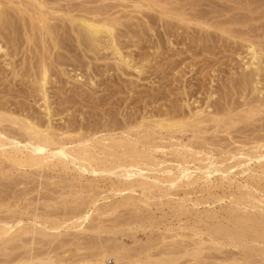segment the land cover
Wrapping results in <instances>:
<instances>
[{
  "label": "rangeland",
  "instance_id": "rangeland-1",
  "mask_svg": "<svg viewBox=\"0 0 264 264\" xmlns=\"http://www.w3.org/2000/svg\"><path fill=\"white\" fill-rule=\"evenodd\" d=\"M19 1L25 4L26 0H0V8L4 15V18L0 20V103L3 102L4 108L0 107V112L11 113L21 118H28L26 116L28 115L27 113L31 117L32 113L33 116L37 115V118L43 115L41 119L44 120V112H42L43 102L39 93L35 90V84H32L31 80L28 79L29 74L32 73L30 69L31 61L34 62L36 60L34 57L39 53L37 51L41 50V46H39L40 43L38 45L35 42L39 38L29 33L30 26L27 25L29 22H26V20L29 21V15L26 12H23L24 14L18 12V9L22 8ZM56 1L51 0L50 2H55L54 6L59 9L62 7L65 9L69 1H74L75 5H78L77 2L81 1L80 4H84L82 7L86 9L89 8L85 4L90 5L89 7L92 6L94 9L100 7V0H95L99 6L94 0L93 2L90 0ZM101 1L102 5L104 3L110 5L111 3L110 6L108 5L109 8L105 4L104 7L108 8L109 11H107H111V14L114 13L112 16L108 13V18L110 17L117 21H115L114 26L117 27L119 21L121 23L124 22V25L119 23V28H113L116 44L121 51L123 61H119L118 58L112 55V50L106 48L102 38L100 47L95 48L93 50L94 53L93 51L87 52L82 49L84 47L78 45L76 40L73 39L74 32L71 31L73 25L67 19L64 20L66 17L64 19L62 17L63 13L65 14L63 9L62 13L53 14V19L50 18L46 22L47 26L51 24V26L49 25L51 29L48 28V30L52 31L51 36L57 39L56 41L59 44L55 48H50L47 53L48 58L51 60L47 59V61L52 62L55 60L54 56L56 57L55 61L49 62L52 68L50 67L51 70L49 71L51 74L48 72L49 83L46 85L47 94L49 95H47V102L52 109L49 119L54 125L51 124L53 128H56L59 133H64L65 136L73 135L72 137L74 138L77 133L80 135L84 133L83 135L88 134L89 138L96 136L97 139L100 137L96 141L101 140V142H106V144L111 143L108 140L109 138L115 139V137H120L116 140L121 141L120 143H125L126 140L123 139L122 131L124 129L127 130L131 125L134 126L142 122V116L146 117L143 124L148 120L153 122L166 117L164 115L159 116L156 113L157 109L166 112L168 115L173 113L175 108L174 113L178 111V108L181 113L184 110L185 113L197 110L205 113V117H209L212 115L211 111L214 108L220 107V111L223 109L221 111L222 117L221 113H217V109L214 110L215 112L212 111V113H216V116L219 115L216 121L217 126L212 129V126H214L212 121H209L208 124L206 123L210 126L205 124L208 127L204 133V137L205 135L207 137H205L207 139L205 140L206 143L217 135L216 141L214 138L212 139L213 141L211 140L213 143L210 141L212 145L208 144L209 142L205 144V147L208 145L212 148L213 146L214 149L208 147L213 152L207 153L206 148H202L203 156L201 159L203 160L182 159L176 155L174 150L173 152L171 151V148H173L171 145L169 147L170 142H177V137L160 140L158 134H152L156 137L151 136L150 138L153 144L156 142L155 145H160L156 148L157 151L153 150L155 153H152H158L160 157L157 154L154 156L159 157L157 159L162 162V167L168 165V167L178 172L187 163L186 167L189 166L188 168L190 169L195 163L198 166L194 165L193 167V169L198 168L197 172L194 171L184 177V179L174 184V187L169 184L168 174L162 172L160 174L159 172H148L149 175L146 174L148 175L147 180H143L141 177L126 178L124 177L126 174L124 171H121V173L119 171L115 175L109 174L104 171L105 168L112 167V164L115 166L116 163H121L117 160L113 162L109 158L106 162L102 161V158V163L101 161H96L97 164L93 166L97 170L94 167H90L94 171L87 168L89 172L86 171V173L82 169L74 168L71 164L64 165L53 157L38 165H29L32 162L29 161L30 163H28V160L15 165L6 159V155H0V226L3 227L4 224H8L5 228L7 232L3 231L2 234L0 233V264H100L101 261V264H162L163 262L160 261H164V258L161 257H163L166 249H169L168 252L172 250L169 254H167V250L165 253L166 255L172 254L173 264H215V261L220 264L222 261H219L220 259L225 261H222L223 263L221 264H231L235 260L234 257L239 262L234 261L233 264H253L254 261V264H257V262L264 264L263 253L258 255L260 252L258 251L259 253L256 254L255 252L257 251H255L253 254V250H249L248 254L252 253L253 255H250L252 258L248 256L246 244L249 243L247 242L249 240L247 236L249 235L245 237L248 240L244 241L246 244L242 247H246L242 252V247L238 248L234 244H232L233 246L226 244V246L220 242L219 236L213 233V229L215 230L217 225L233 226L232 223L236 220L234 219V217L237 218L236 216H244L245 218L247 216L248 218V216L254 217L251 214L255 215L256 213L255 217L258 218L259 216L260 219H264L262 217L264 214L260 211L264 204V157L259 159L260 161L257 159L256 161L252 160L253 162L248 161L245 157L240 158L245 153L244 150L249 153L253 150L251 147H255V145L257 147L261 145L263 148L255 147L260 150H255L256 152L254 153L260 151L259 153L263 154L261 151H264V137L262 138L264 136V104H262L263 106L260 104L258 107H254V105L257 106L256 104H258L257 100L264 98V61H262L264 60V46H262L264 45V0H202V2L201 0ZM31 3L34 2L31 1ZM214 4L215 6H213ZM94 5L97 7L95 6V8ZM10 7L14 8L15 11ZM112 7L114 8L112 9ZM70 9L74 12L70 13V15L74 14L76 16L79 12V9L76 10L74 8L78 11L77 14L73 8ZM79 13L83 14L84 12L80 11ZM30 14L32 15V13ZM196 14L198 15L195 16ZM120 15L122 16L120 17ZM23 16H25V20ZM78 16L80 15L78 14ZM61 18L64 22H62ZM207 18L209 19L207 20ZM217 19L221 20L218 21ZM243 19L248 20L245 21ZM231 20L234 22H231ZM148 21L150 22L148 23ZM220 21L223 23L218 24ZM214 22L217 25H214ZM199 23L205 24V26L199 27L197 25ZM55 26H57L56 29ZM115 30H117V33ZM128 30H132V32ZM238 31L244 32L239 34L240 32ZM65 32H68L67 36ZM258 33L260 36H258ZM32 37H36V39L33 40ZM46 39L50 42V38ZM249 42L255 47L254 51H257V55L255 54L257 60L255 59L254 61L255 63L258 61L257 65L261 67V72L253 77L254 80L251 78L244 82L243 74L245 73L244 75L247 76L250 72L248 75L250 76L251 72L254 73L252 69L255 68V64L250 65L251 53L246 47ZM51 52L54 54H50ZM60 52L61 55H59ZM61 61L62 64L59 63ZM28 66L31 72L28 70ZM12 68L14 73L16 72L15 74ZM247 82L248 84H246ZM152 94L158 97L152 98ZM163 94L166 95L164 96ZM258 95L261 97L259 98ZM63 96H66L64 97L66 98L65 100H63ZM250 97H253V100ZM247 98H250L251 102L247 101ZM246 101L248 104L245 103ZM60 102L62 105L59 104ZM5 103L7 106H5ZM210 103L213 104L210 105ZM232 103L233 107H231ZM253 103L255 104L251 105ZM6 107H8V111ZM190 107H192L191 110L189 109ZM232 108L234 109L232 110ZM11 109L13 112L10 111ZM207 109H211L209 110L210 112ZM179 111L176 114H179ZM246 116L249 118H246ZM93 123L96 124L94 125ZM220 125L222 126L220 127ZM101 126L107 131H103ZM74 128L76 129L74 130ZM94 128L95 130L98 128V130L95 132ZM141 129L140 127L137 130L140 132ZM133 131L131 130V133L135 134L136 130ZM209 131L211 132L209 133ZM93 134L97 135L94 136ZM140 135H142V132ZM253 135L255 137L256 135L257 137L259 136L258 139L261 136L262 139L258 141ZM184 136H179V146L177 148L181 149L184 147V142L187 143L189 139H192L190 135L185 136L187 139ZM238 137H242L241 141L244 139L243 137L245 139L242 142L236 141L234 143V140H240ZM246 138H248L249 142H245L244 145ZM133 139L145 141L147 138H138L137 136L134 138L133 136ZM225 139H227V142ZM192 140L194 141V139ZM166 141L168 142L166 143ZM233 143L239 147L242 154L238 153L240 151ZM72 144L68 143L67 146L71 147ZM166 144L168 145L164 146ZM99 145L96 144L97 147ZM163 147L169 149L165 150ZM215 148L220 151L215 152ZM221 150L223 151L221 152ZM160 152L162 155H166H163V157L159 154ZM230 152L233 155L230 156ZM225 155L227 156L224 157ZM232 156H234V160L237 159L238 161L232 160ZM175 157L177 159L174 160ZM208 157H211L210 161ZM227 159H230V161H227ZM111 162L113 163L111 164ZM220 162H222V166ZM214 163L216 164L215 166L219 164V167H215ZM223 163L226 164L224 165ZM209 164L213 165V169L215 167L216 169L220 168V170L213 171L212 169V174L205 176L201 171ZM245 164H247L245 166L246 169H244ZM177 165L179 168H177ZM238 165L239 167L235 169L234 167ZM9 167L13 169L10 170ZM12 178L17 183L16 185H14V180H11ZM154 178L158 182H152ZM25 180L26 182H24ZM7 183L9 187H7ZM10 184L13 185L11 186ZM247 192H254V196L261 198L252 202L255 205L254 207L251 206L253 204L250 202L251 200L253 201L252 196L248 195L249 193ZM261 200L263 201L261 202ZM259 204L261 207H259ZM257 206L258 208H255ZM228 211L230 216L232 215L230 218ZM214 238H218V240ZM221 244L223 246L219 247ZM263 247L261 245L259 248L264 250ZM196 249H199V251L197 250L198 253ZM241 253H246L248 258L241 256ZM226 256L230 258L229 261L231 263L226 260L228 258ZM241 257H246V259ZM100 258H102L101 261Z\"/></svg>",
  "mask_w": 264,
  "mask_h": 264
},
{
  "label": "bare ground",
  "instance_id": "bare-ground-1",
  "mask_svg": "<svg viewBox=\"0 0 264 264\" xmlns=\"http://www.w3.org/2000/svg\"><path fill=\"white\" fill-rule=\"evenodd\" d=\"M22 1H25V0H22ZM30 1V2H29ZM31 1H33L34 3H31ZM51 1V0H50ZM50 1H48V0H26L25 1V4H24V2H21V1H19V4H21L22 5V8L21 9H18V12L21 14V13H27V15H29L28 16V18H29V21L28 20H26V22H29V23H27V25L28 26H30L29 28H30V35H34V36H36L37 38H39V39H36V37H32V39L34 40V39H36V44L38 43V45H39V43H40V45L39 46H41V50L40 51H37V52H39L38 54H37V52H36V54L37 55H35V57H34V59H36L34 62L33 61H31V64L32 65H30V69H31V71H32V73L31 74H29V78L28 79H30L31 80V82H32V84H35V90L39 93V95H40V97H41V100H42V102H43V111L42 112H44V120L43 119H41V117L43 116L42 114H40V115H42L40 118H37V115H35V116H33V114L31 113V117L30 116H28L29 115V113H27L28 115H26L28 118H21V117H18V116H14V114H11V113H4V112H0V155H6V159L8 160V161H11L13 164H21L22 163V161H24V160H28V163H30V162H32V163H30L29 165H33V164H42V163H44L46 160H48V159H50V158H56L57 159V161L59 160V162L61 161L64 165L65 164H71V165H73L74 166V168L76 167V169L78 168V169H82L83 171H88L89 172V169H90V167L92 168V167H94L93 165L94 164H97V162L96 161H101L102 160V158H103V160L102 161H104V162H106V160L109 158V159H112L113 160V162H114V160H117V161H120L121 163H119V164H115V166L112 164L113 162H111V164H112V167H110V168H105V170L104 171H106L107 173H112V174H116V173H118L119 171H120V173H121V171H124L126 174H125V176L124 177H126V178H128V177H131V178H133V177H141L143 180H147V178H148V172L150 173V172H156V173H158L159 172V174H160V172H162V173H166V174H168V176H169V181H170V185L171 186H173L174 184H176L177 182H179V181H181V179H184V177H187L188 175H190L192 172H194V171H198V168H194L193 169V167H194V165L196 164H194L193 166H192V169H190V168H188V167H186V165L188 164H185V166H182L183 167V169H181V171H178V172H176L175 170H173L171 167H168V165L167 166H165V167H162L163 165H161L162 164V162L161 161H159L158 159H157V157L159 156L158 155V153H156L158 156L156 157V156H154V155H156V154H153V153H155V152H153V150L155 151L156 150V148H158V146H160V145H155V143L156 142H154V144H153V142H152V140L150 139L151 138V136H154V135H152V134H158V136H159V139L160 140H166V139H173V138H176L177 137V139L179 140L180 139V137L179 136H182V135H190L191 136V138L192 139H194V141L192 140V139H189V141L186 143V142H184V147H182L181 149L180 148H177L178 146H179V144H178V140H177V142H175V143H173L174 141H172V142H170V144H169V147H170V145L174 148H171L172 150V152H173V150L176 152V155L178 156V157H181L182 159H185V158H190V159H195V161L198 159H201V157L203 156L202 154H203V151H202V148H206V151H207V153H212L213 152V150H211L212 148H213V146H212V148L211 147H209L208 145H207V147H205L206 145L205 144H207L208 142V144H210V145H212V139L214 138V140H215V138H216V136H214L210 141L212 142V143H210V141H207V143H206V141L205 140H207L206 138V135H205V137H204V133L207 131V129H208V127L207 126H210V125H207L208 124V122L209 121H212L213 123H214V126H212V124H211V126H212V129H213V127L215 128L217 125H216V121H217V117L219 116H216V113H214L215 111V109H217V113H221V117H222V112L221 111H223V109H221V111L219 110V108L220 107H218V108H214L212 111H214L213 113H212V111H211V114L212 115H210L209 117H205V113H203V112H200V111H188V112H184L183 111V113H181L180 111H179V108H178V111L180 112L179 114H176V113H174L175 112V109H174V114L173 113H171V114H167L166 112H163V111H161L160 109H157L156 111V113H158L159 114V116H161V115H164V116H166L165 118H161V119H157V120H154L153 122L152 121H146V123L144 122V124H143V121L146 119V117L145 116H142L141 118H142V122H140V123H138L137 125H134V126H129V128L127 129V130H123L122 131V135H123V139H125L126 140V142L125 143H120L121 141H118V140H116V139H119V138H116L115 137V139H113V138H109L108 140H110V142L111 143H109V144H106V142L105 143H103V142H101V140L100 141H96L97 139H99V138H97L96 139V136L95 135H97V134H93L95 137L94 138H89V136H87L86 134V136L85 135H83L84 133H82V135H80V134H78L77 133V135H76V137L74 138V137H72V136H65V134L64 133H59L58 131H57V129L56 128H53V124L50 122V120L51 119H49L50 117V114H51V112H52V109H51V107H50V105L48 104V102H47V87H46V85L49 83V75H48V72L51 70V64L50 63H52L53 61H55L56 60V57L54 56V58H55V60H53L52 62H50L51 60L48 58V56H47V53L49 52V50H50V48H55V47H57V46H59V44H58V42L56 41L57 39H55L54 37H52L51 36V33H52V31H50V30H48V28H50L49 27V25L51 26V24H48V26L46 25V22H47V20L48 19H50V18H52L53 17V14H55V13H59V12H61L62 11V9H63V7L61 8V9H59V8H57V6L55 7L54 6V4H55V2L53 3V2H50ZM55 1V0H54ZM57 1H59V0H57ZM56 1V2H57ZM72 1V0H71ZM89 1V0H88ZM90 1H92L93 2V0H90ZM97 1H99V0H97ZM108 1V0H107ZM139 1V0H138ZM155 1H157V0H155ZM161 1H163V0H161ZM165 1V0H164ZM186 1V0H185ZM188 1V0H187ZM14 2H16V1H14ZM81 2V1H80ZM80 2L78 3L77 2V4L78 5H75V3H74V1H72V2H68V5L65 7V9H63L64 11H65V14L63 13V19H64V17H66L64 20H68V22L69 23H71L72 25H73V27H71L72 28V30L71 31H73L74 32V37H73V39H75L76 40V42L78 43V45H80V46H82V47H84V48H82V49H85V51H87V52H91V51H93L95 48H97L98 46L100 47V43L102 42V40L104 39V41H103V43H104V45L106 46V48L108 49V48H110L111 50H112V55L115 57V58H118V60L119 61H123V58L121 57V51H120V49H119V47L117 46V44H116V39H115V36H114V32H113V28H119L120 26H119V23H121L120 21L118 22V25H117V27L116 26H114L115 25V23L117 22L116 20H113L112 18H108V13H110V15L112 16V14H114V13H112L111 14V11L110 12H108L109 11V6L111 5V3H110V5L109 4H105L104 3V1H103V3L105 4V6L107 7L108 5V8L106 9V7H104V4L102 5L101 4V0H100V7H102V8H98L97 6H99V4L98 3H96L95 2V0H94V2L96 3V4H98L97 6L96 5H94V7L96 8V9H94L92 6V8L91 7H89L87 4H85V6H87L89 9H86L85 7H82V6H84V4H80ZM84 2V1H83ZM171 2V1H170ZM173 2V1H172ZM197 2V1H196ZM196 2H194V3H196ZM201 2H202V0H201ZM200 2V3H201ZM214 2V1H213ZM58 3H60V2H58ZM57 3V4H58ZM66 3V2H65ZM71 3H73L74 4V6H73V4H71ZM87 3V2H86ZM138 3V2H137ZM159 3H160V1H159ZM69 4H70V6H69ZM89 4H90V2H89ZM154 4V3H153ZM161 4V3H160ZM185 4V3H184ZM209 4H211V3H209ZM58 5H60V4H58ZM102 5V6H101ZM140 5V4H139ZM62 6H63V4H62ZM73 6V7H72ZM81 6V7H80ZM149 6H150V4H149ZM148 6V7H149ZM159 7H161L160 5H158ZM173 6V5H172ZM181 6H183V5H181ZM185 6V5H184ZM198 6V5H197ZM213 6H215V4L213 5ZM216 6H219V5H216ZM60 7V6H59ZM78 7V8H77ZM80 7V8H79ZM170 7V6H169ZM177 7V6H176ZM180 7V6H179ZM210 7V6H209ZM10 8H12V7H10ZM66 8H68L67 10H66ZM70 8H77V9H79V12L81 11V12H84L83 14L82 13H79L78 11H76L75 9V11H76V14H77V12H78V14L80 15V16H78V14L75 16L74 14H71L70 15V13H72L73 12V10H71ZM82 8V9H81ZM84 8V9H83ZM114 7H112V9H113ZM162 8V7H161ZM164 8V7H163ZM168 8V7H167ZM167 8H165V9H167ZM182 8V7H181ZM248 8V7H247ZM246 8V9H247ZM13 9V11H15L14 10V8H12ZM81 9V10H80ZM110 9H111V7H110ZM153 9V8H152ZM169 9V8H168ZM188 9V8H187ZM186 9V10H187ZM197 9V8H196ZM210 9V8H209ZM249 9V11H251L250 10V8H248ZM108 10V11H107ZM184 10H185V8H184ZM198 10H200V9H198ZM49 11V12H48ZM193 11V10H192ZM196 11V10H195ZM215 11H217V10H215ZM116 12V11H115ZM194 12V11H193ZM218 12V11H217ZM221 12V11H220ZM219 12V13H220ZM16 13V12H15ZM23 13V14H24ZM30 13H32V15L30 14ZM62 13V12H61ZM74 13V12H73ZM170 13V12H169ZM189 13V12H188ZM197 13V12H196ZM200 13V12H199ZM206 13V12H205ZM204 13V14H205ZM210 13V12H209ZM17 14V13H16ZM19 14V15H20ZM67 14H69V15H67ZM201 14V13H200ZM222 14V13H221ZM88 15H90V16H88ZM132 15V14H131ZM144 15V14H143ZM162 15H164V14H162ZM185 15H186V13H185ZM198 14H196L195 16H197ZM203 15V14H202ZM207 15V14H206ZM223 15V14H222ZM26 16V15H25ZM25 16H23V18H24V20H25ZM60 16H61V14H60ZM114 16V15H113ZM122 15H120V17H121ZM126 16V15H125ZM151 16V15H150ZM177 16V15H176ZM175 16V17H176ZM191 16V15H190ZM201 16V15H200ZM204 16V15H203ZM213 16V15H212ZM55 17H56V15H55ZM54 17V19L55 20H59V18H55ZM115 17V16H114ZM155 17V16H154ZM257 17V16H256ZM2 18H4V15H3V11L1 10V8H0V20L2 19ZM116 18V17H115ZM163 18V17H162ZM201 18V17H200ZM253 18H255V17H253ZM258 18H259V16H258ZM27 19V18H26ZM53 19V18H52ZM117 19H118V17H117ZM148 19V18H147ZM209 18H207V20H208ZM223 19V18H222ZM229 19V18H228ZM238 19V18H237ZM236 19V20H237ZM241 19V18H240ZM17 20V19H16ZM61 20H62V18H61ZM60 20V21H61ZM126 20H129V19H126ZM125 20V21H126ZM151 20V19H150ZM206 20V19H205ZM218 20V19H217ZM219 20H221V19H219ZM218 20V21H219ZM235 20V19H234ZM243 20H245V19H243ZM248 20V19H247ZM247 20H245V21H247ZM251 20V19H250ZM116 21V22H115ZM142 21V20H141ZM172 21V20H171ZM192 21V20H191ZM230 21V20H229ZM239 21V20H238ZM62 22H64L63 20H62ZM150 21H148V23H149ZM168 22V21H167ZM175 22V21H174ZM222 21H220V22H218V24H220ZM231 22H234V21H232L231 20ZM241 22H242V20H241ZM50 23V22H49ZM139 23V22H138ZM204 23V22H203ZM223 23V22H222ZM221 23V24H222ZM237 23V22H236ZM239 23V22H238ZM64 24V23H63ZM121 24H123L124 25V22L123 23H121ZM131 24V23H130ZM129 24V25H130ZM135 24H137V23H135ZM144 24V23H143ZM163 24V23H162ZM174 24V23H173ZM180 24V23H179ZM192 24V23H191ZM216 23L214 22V25H215ZM60 25H61V23H60ZM67 25V24H66ZM149 25V24H148ZM183 25V24H182ZM199 27H202V26H205V24H201V23H199V24H197ZM217 25V24H216ZM263 25V24H262ZM122 26V25H121ZM139 26H141L140 24H139ZM142 26H144V25H142ZM164 26V25H163ZM162 26V27H163ZM212 26V25H211ZM220 26V25H219ZM222 26V25H221ZM27 27V26H26ZM53 27V26H52ZM56 27L57 26H55V29H56ZM126 28H127V26H125ZM145 27H146V25H145ZM144 27V28H145ZM150 27V26H149ZM168 27V26H167ZM166 27V28H167ZM178 27V26H177ZM187 27V26H186ZM192 27V26H191ZM225 27V26H224ZM66 28H68V27H66ZM65 28V29H66ZM124 28V27H123ZM141 28V27H140ZM179 28H181V27H179ZM193 28V27H192ZM227 28V27H226ZM260 28V27H259ZM264 28V27H263ZM25 29V28H24ZM28 29V28H27ZM26 29V30H27ZM51 29V28H50ZM183 29V28H182ZM216 29V28H215ZM219 29V28H218ZM232 29V28H231ZM231 29H230V31H231ZM52 30H54V29H52ZM70 30V29H69ZM119 30V29H118ZM121 30V29H120ZM123 30V29H122ZM217 30V29H216ZM229 30V29H228ZM235 30V29H234ZM233 30V31H234ZM238 30H239V28H238ZM248 30V29H247ZM250 30V29H249ZM28 31V30H27ZM67 31V30H66ZM129 32H132V30L130 31V30H128ZM136 31V30H135ZM186 31V30H185ZM212 31V30H211ZM236 31V30H235ZM255 31V30H254ZM261 31V30H260ZM24 32H26V31H24ZM54 32H56V31H54ZM72 32V33H73ZM115 32L117 33V30H115ZM119 32H121V31H119ZM118 32V33H119ZM164 32V31H163ZM216 32V31H215ZM224 32V31H223ZM238 32H240V31H238ZM244 32V31H243ZM243 32L241 33H239V34H243ZM247 32H249V31H247ZM28 32H27V34H29ZM61 33V32H60ZM66 33V36H67V33L68 32H65ZM64 33V34H65ZM167 33V32H166ZM196 33V32H195ZM201 33H202V31H201ZM209 33V32H208ZM212 33H213V31H212ZM211 33V34H212ZM54 34V33H53ZM122 34V33H121ZM132 34H134V33H132ZM169 34V33H168ZM205 34V33H204ZM210 34V35H211ZM218 34V33H217ZM259 34V33H258ZM26 35V34H25ZM29 35V36H30ZM117 35H119V34H117ZM123 35V34H122ZM255 35V34H254ZM45 36H48V37H45ZM54 36H55V34H54ZM60 36V35H59ZM73 36V35H72ZM121 36V35H120ZM124 36V35H123ZM213 36V35H212ZM252 36V35H251ZM256 36V35H255ZM258 36H260V34L258 35ZM57 37V36H56ZM71 37V36H70ZM206 37V36H205ZM224 37V36H223ZM222 37V38H223ZM29 38V37H28ZM46 38H50V42H49V40L48 39H46ZM101 38H102V40H101ZM117 38V37H116ZM126 38V37H125ZM194 38V37H193ZM209 38V37H208ZM226 38V37H225ZM199 39V38H198ZM39 40V42H37ZM62 40V39H61ZM67 40V39H66ZM72 40V39H71ZM222 40V39H221ZM196 41V40H195ZM61 42V41H60ZM213 42V41H212ZM33 43V42H32ZM50 43V45H48ZM67 43H68V41H67ZM102 43V44H103ZM245 44H247V43H245ZM62 45V44H61ZM196 45V44H195ZM260 45V44H259ZM258 45V46H259ZM64 46V45H63ZM62 46V47H63ZM119 46H120V44H119ZM262 46H264V45H262ZM26 47V46H25ZM30 47V46H29ZM61 47V46H60ZM65 47H67V46H65ZM246 47H248V50H249V52L251 53V62H250V65H253V64H255V68L254 69H252L253 71H254V73L253 72H251V75L250 76H248L249 75V73L247 72V70H246V72L248 73V75L246 76V75H244L243 74V81L245 82L247 79H253L254 80V76H257L258 74H259V72H261V67L260 66H258L257 65V63H258V61H257V63H255V59L257 60V56L255 57V54L257 53V51L255 52L254 51V49H255V47L253 46V44L251 43V42H249V45L247 46L246 45ZM199 48V47H198ZM26 49V48H25ZM69 49V48H68ZM73 49V48H72ZM29 50V49H28ZM33 50V49H32ZM75 50V49H74ZM185 50V49H184ZM262 50H263V48H262ZM25 51V50H24ZM31 51V50H30ZM52 51V50H51ZM76 51H77V49H76ZM57 52H59V51H57ZM68 52V51H67ZM71 52V51H70ZM75 52V51H74ZM64 53V52H63ZM79 53V52H78ZM84 53V52H83ZM93 53H94V51H93ZM96 53V52H95ZM186 53V52H185ZM27 54V53H26ZM31 54V53H30ZM50 54H52V52L50 53ZM54 54V53H53ZM52 54V55H53ZM74 54V53H73ZM88 54V53H87ZM97 54V53H96ZM59 55H61V52H60V54ZM70 55H71V53H70ZM86 55V54H85ZM257 55V54H256ZM25 56V55H24ZM72 56V55H71ZM79 56V55H78ZM27 57H29V56H27ZM91 57V56H90ZM98 57V56H97ZM60 58V57H59ZM81 58V57H80ZM94 58V57H93ZM99 58V57H98ZM113 58V57H112ZM126 58V57H125ZM261 58H263V57H261ZM26 59V58H25ZM47 59H49L50 61H47ZM65 59V58H64ZM64 59H63V61H64ZM58 60V59H57ZM78 60V59H77ZM81 60H82V58H81ZM262 60V59H261ZM59 61V60H58ZM67 61H68V57H67ZM72 61V60H71ZM90 61V60H89ZM127 61V60H126ZM262 61H264V60H262ZM26 62V61H25ZM50 62V63H49ZM183 62V61H182ZM15 63V62H14ZM27 63V62H26ZM59 63H61L62 64V61L61 62H59ZM87 63V62H86ZM95 63V62H94ZM29 64V63H28ZM27 64V65H28ZM54 64V63H53ZM89 64V63H88ZM118 64V63H117ZM173 64V63H172ZM175 64V63H174ZM261 64V63H260ZM20 65H22V64H20ZM19 65V66H20ZM25 65V64H24ZM65 65V64H64ZM82 65V64H81ZM93 65V64H92ZM92 65H91V67H92ZM96 65V64H95ZM94 65V66H95ZM57 66V65H56ZM66 66V65H65ZM71 66V65H70ZM97 66V65H96ZM96 66H95V68H96ZM171 66V65H170ZM173 66V65H172ZM25 67V66H24ZM51 67V68H50ZM84 67V66H83ZM90 67V68H91ZM26 68H27V66H26ZM174 68V67H173ZM263 68V67H262ZM25 69V68H24ZM81 69V68H80ZM97 69V68H96ZM135 69H138V68H135ZM23 70V69H22ZM28 70H29V66H28ZM12 71H13V73H14V69L12 68ZM30 71V70H29ZM30 71V72H31ZM93 71V70H92ZM96 71V70H95ZM214 71V70H213ZM52 72V71H51ZM16 73V72H15ZM14 73V74H15ZM25 73H26V71H25ZM53 73H54V71H53ZM68 73V72H67ZM80 73V72H79ZM246 73V74H247ZM49 74H51L50 72H49ZM55 74H57V73H55ZM239 74V73H238ZM24 75V74H23ZM67 75V74H66ZM77 75H78V73H77ZM55 76V75H54ZM260 76V75H259ZM27 77H28V75H27ZM31 77V78H30ZM53 77V76H52ZM69 77V76H68ZM75 77V76H74ZM86 79V78H85ZM92 79V78H91ZM90 79V80H91ZM234 79V78H233ZM234 81V80H233ZM240 81V80H239ZM242 81V80H241ZM248 81H250V80H248ZM30 82V83H31ZM91 82V81H90ZM84 83V82H83ZM82 83V84H83ZM241 83V82H240ZM231 84H233V82H231ZM236 84V83H235ZM246 84H248V82L246 83ZM87 85V84H86ZM202 85V84H201ZM213 85V84H212ZM233 86V85H232ZM237 87V86H236ZM87 88H88V86H87ZM215 88V87H214ZM233 88H234V86H233ZM248 88V87H247ZM246 88V90H248ZM232 89V88H231ZM251 89V88H250ZM255 89V88H254ZM94 91V90H93ZM238 92V91H237ZM6 93V92H5ZM59 93V92H58ZM78 93V92H77ZM81 93V92H80ZM79 93V94H80ZM157 93V92H156ZM159 93V92H158ZM161 93H163V92H161ZM211 93V92H210ZM264 94V93H263ZM6 95V94H5ZM14 95H16V94H14ZM72 95V94H71ZM87 95V94H86ZM158 95V94H157ZM164 95V94H163ZM162 95V96H163ZM166 95V94H165ZM164 95V96H165ZM238 95V94H237ZM244 95H247V94H244ZM11 96H13V95H11ZM23 96V95H22ZM26 96V95H25ZM49 96V95H48ZM70 96V95H69ZM77 96V95H76ZM80 96V95H79ZM153 96V94L151 95V97ZM213 96V95H212ZM259 96V95H258ZM64 97H66V96H63V98ZM99 97V96H98ZM155 96H153L152 98H154ZM156 97H158V96H156ZM155 97V98H156ZM161 97V96H160ZM245 97V96H244ZM255 97V96H254ZM261 96H259V98H260ZM69 98V97H68ZM67 98V100H69ZM75 98V97H74ZM252 100H253V97H250ZM250 98L247 100V101H250L251 102V100H250ZM9 99V98H8ZM66 98H64L63 100H65ZM76 99V98H75ZM214 99H216V98H214ZM255 99V98H254ZM2 100V99H1ZM59 100V99H58ZM72 100V99H71ZM79 100V99H78ZM152 100V99H151ZM213 100V99H212ZM211 100V101H212ZM216 100H218V99H216ZM215 100V101H216ZM219 100H220V98H219ZM257 100V99H256ZM62 101V100H61ZM74 101V100H73ZM116 101V100H115ZM158 101V100H157ZM156 101V102H157ZM245 102V103H247L248 104V102ZM33 102V101H32ZM69 102H70V100H69ZM76 102V101H75ZM152 102H153V100H152ZM242 102V101H241ZM249 102V103H250ZM253 102V101H252ZM3 103V102H2ZM2 103H0V107L1 108H4V104H2ZM51 103V102H50ZM81 103V102H80ZM80 103H79V105H80ZM87 103V102H86ZM172 103V102H171ZM237 103V102H236ZM256 103V102H255ZM255 103H253V104H251V105H254ZM257 103L258 104H256L257 106H255L254 105V107H258L260 104L262 105V104H264V98L263 99H260V100H257ZM23 104V103H22ZM60 105H62L61 104V102L59 103ZM74 104V103H73ZM82 104H83V101H82ZM93 104V103H92ZM160 104V103H159ZM188 104V103H187ZM213 104V103H212ZM211 103H210V105H212ZM222 104V103H221ZM171 105V104H170ZM192 105V104H191ZM190 105V106H191ZM209 105V106H210ZM241 105V104H240ZM5 106H7L6 105V103H5ZM18 106V105H17ZM92 106V105H91ZM160 106V105H159ZM184 106V105H183ZM188 106V105H187ZM217 106H218V104H217ZM234 105H233V103H232V106L231 107H233ZM238 106V105H237ZM263 106V105H262ZM11 107V106H10ZM171 107V106H170ZM211 107V106H210ZM209 107V108H210ZM214 107H215V105H214ZM227 107H228V105H227ZM7 108L8 107H6V110H7ZM17 108V107H16ZM28 108V107H27ZM161 108V107H160ZM184 108V107H183ZM213 108V107H212ZM223 108V107H222ZM155 109V108H154ZM162 109H164V108H162ZM190 110L192 109V107H190L189 108ZM194 109V108H193ZM234 108H232V110H233ZM244 109V108H243ZM255 109V108H254ZM4 110V109H3ZM20 110H21V108H20ZM102 110H104V109H102ZM198 110H200V109H198ZM209 110H211V109H209ZM208 109H207V111H209ZM227 110V109H226ZM8 111V110H7ZM10 111H12V109L10 110ZM33 111V110H32ZM218 111H220V112H218ZM225 111V110H224ZM230 111H231V108H230ZM259 111V110H258ZM13 112V111H12ZM61 112V111H60ZM64 112H66V111H64ZM155 112V111H154ZM204 112H205V110H204ZM210 112V111H209ZM209 112H207V113H209ZM244 112V111H243ZM38 113V112H37ZM170 113V112H169ZM224 113V112H223ZM231 113H232V111H231ZM26 114V113H25ZM100 114V113H99ZM22 115V114H21ZM243 115V114H242ZM254 115V114H253ZM155 116V115H154ZM245 116V115H244ZM67 117V116H66ZM230 117V116H229ZM248 116H246V118H247ZM95 118V117H94ZM160 118V117H159ZM175 118H177V119H175ZM245 118V117H244ZM249 118V117H248ZM255 118H259V117H255ZM232 119V118H231ZM234 119V118H233ZM237 119V118H236ZM239 119V118H238ZM72 120V119H71ZM132 120H133V118H132ZM152 120V119H151ZM221 120H222V118H221ZM87 121V120H86ZM231 121V120H230ZM211 122V123H212ZM229 122V121H228ZM228 122H226V123H228ZM232 122V121H231ZM83 123V122H82ZM128 123V122H127ZM142 123V124H141ZM207 123V124H206ZM53 126H52V125ZM94 124V123H93ZM96 124V123H95ZM94 124V125H95ZM102 124V123H101ZM207 126H206V125ZM225 124V123H224ZM249 124V123H248ZM70 125V124H69ZM78 125V124H77ZM89 125V124H88ZM234 125V124H233ZM258 125V124H257ZM76 126V125H75ZM82 126H83V124H82ZM93 126V125H92ZM97 126V125H96ZM104 126H106V125H104ZM117 126H119V125H117ZM121 126V125H120ZM127 126V125H126ZM222 125H220V127H221ZM232 126V125H231ZM264 126V125H263ZM57 127V126H56ZM86 127V126H85ZM116 127V126H115ZM142 128L141 130H140V132L137 130L138 128ZM250 127H251V125H250ZM253 127H254V125H253ZM58 128V127H57ZM62 128H63V126H62ZM84 128V127H83ZM101 128H102V130L104 131L105 129H103L104 127H102L101 126ZM101 128H99V129H101ZM120 128H122V127H120ZM255 128V127H254ZM76 128H74V130H75ZM88 129V128H87ZM107 129V128H106ZM116 129V128H115ZM210 129V128H209ZM219 129V128H218ZM218 129H217V131H218ZM251 129V128H250ZM73 130V131H74ZM89 130H91L90 128H89ZM94 130H95V128H94ZM98 130V128L95 130V132ZM131 130H136V133L135 134H132L131 133ZM211 130V129H210ZM225 130V129H224ZM224 130H222V131H224ZM227 130V129H226ZM67 131H68V129H67ZM92 131V130H91ZM90 131V132H91ZM105 131H107V130H105ZM115 131V130H114ZM119 131V130H118ZM133 131V132H134ZM221 131V130H220ZM71 132V131H70ZM86 132V131H85ZM141 132H142V135H140L141 134ZM211 131H209V133H210ZM66 133V132H65ZM99 133V132H98ZM102 133V132H101ZM100 133V134H101ZM213 133H215L214 131H213ZM252 134V133H251ZM103 135V134H102ZM111 135V134H110ZM109 135V136H110ZM209 135V134H208ZM220 135V134H219ZM226 135V134H225ZM235 135V134H234ZM101 136V135H100ZM112 136V135H111ZM121 136V135H120ZM133 136H134V138L137 136L138 138H140V137H146L147 139L145 140V141H139V140H135V139H133ZM184 136V137H185ZM227 136V135H226ZM254 136V135H253ZM98 137V136H97ZM155 137V136H154ZM189 137V136H188ZM210 137H212V136H210ZM237 137V136H236ZM255 137V136H254ZM254 137H253V139H254ZM259 137V136H258ZM258 137H257V135H256V137H255V139L257 140L258 139ZM264 136H262V138H263ZM102 138V137H101ZM156 138V137H155ZM186 138V137H185ZM239 138V137H238ZM242 138V137H241ZM241 138H239L240 140H234L235 142L234 143H236V141H239V142H242L244 139H245V137H243L244 139H242V141H241ZM261 138V136H260V139H262ZM145 139V138H144ZM143 139V140H144ZM187 139V138H186ZM229 139H231V138H229ZM248 138H246V141H244V145H245V142L247 143V141L249 142V140H247ZM252 139V140H253ZM254 139V140H255ZM260 139H258V141L260 140ZM116 140V141H115ZM122 140V139H121ZM208 140H209V138H208ZM226 140V142H227V139H225ZM231 140H233V139H231ZM102 141H104L103 139H102ZM105 141H107V139H105ZM153 141H155V140H153ZM184 141V140H183ZM216 141V140H215ZM250 141H251V139H250ZM109 142V141H108ZM116 142H118V143H116ZM164 142V141H163ZM162 142V144H164ZM168 141H166V143H167ZM239 142H237V143H239ZM254 143H255V141H253ZM262 142V141H261ZM68 143H73V144H75L73 147H72V145H71V147H68L67 146V144ZM160 143V142H159ZM215 143V142H214ZM225 143V142H224ZM231 143V142H230ZM233 143V145H235ZM251 143H252V141H251ZM258 143V142H257ZM96 144H100L98 147L96 146ZM161 144V143H160ZM216 144V143H215ZM226 144V143H225ZM240 144V143H239ZM243 144V143H242ZM241 144V145H242ZM260 144V143H259ZM262 144V143H261ZM138 145V146H137ZM168 144H166V145H164V146H167ZM177 145V146H176ZM240 145V146H241ZM244 145H242V146H244ZM248 145H250V143H248ZM253 145V144H252ZM263 145V144H262ZM161 146H163V145H161ZM181 146V145H180ZM225 146V145H224ZM223 146V147H224ZM227 146V145H226ZM232 146V145H231ZM247 146V145H246ZM245 146V147H246ZM211 148V149H209V148ZM216 147H217V145H216ZM220 147V146H219ZM233 147V146H232ZM235 147H238V146H236L235 145ZM255 147L256 148H260L261 147V149L263 148V146H261V145H258V147H257V145H255ZM254 146H252L251 148L253 149V150H251L249 153H247L246 152V150H244L245 151V153L244 154H242L241 152L242 151H240V149H239V147H238V151H240V152H238V153H240V154H242V157H240V154H239V157L240 158H243V157H245L246 159H248V161L250 160V162L252 161V160H255L256 161V159L257 160H259V159H262L263 157H264V151H261V152H263V154H260L259 152L258 153H254V152H256L255 150H257L256 148H255ZM164 148V147H163ZM168 148V147H167ZM208 148V149H207ZM228 148V147H227ZM241 148V147H240ZM165 149V148H164ZM163 149V151H165V150H168V149H165L164 150ZM197 149H201V150H197ZM214 149V148H213ZM216 149H218V148H215V152H219L220 150L218 149V151H216ZM243 149V148H242ZM245 149V148H244ZM161 150H162V148H161ZM230 150H231V148H230ZM250 150V149H249ZM258 150H260V149H258ZM257 150V151H258ZM157 151V150H156ZM170 151V152H171ZM204 151H205V149H204ZM223 150H221V152H222ZM236 151V150H235ZM153 152V153H152ZM162 152V151H161ZM159 153V154H161L162 155V153ZM168 153V152H167ZM235 153V152H234ZM237 153V152H236ZM253 153H254V155H253ZM206 154V153H205ZM256 154H258V155H256ZM164 156L166 155V154H163ZM162 155V156H163ZM173 155V154H172ZM171 155V156H172ZM176 155H174V156H176ZM213 155V154H212ZM216 155H217V153H216ZM216 155H214V156H216ZM219 155H220V153H219ZM223 155V154H222ZM230 156L231 155H233V154H231V152H230V154H229ZM228 155V156H229ZM26 156V157H25ZM163 156V157H164ZM176 156V157H177ZM206 156H207V154H206ZM221 156V155H220ZM227 155H225L224 157H226ZM160 157V156H159ZM158 157V158H159ZM174 158V160L175 159H177V158ZM205 157V156H204ZM211 157H213V156H211ZM211 157L209 158L208 157V160L210 159L211 160ZM221 157H223V156H221ZM28 158V159H27ZM230 158V157H229ZM232 158V160H234L233 158H234V156H232L231 157ZM230 158V159H231ZM55 159V160H56ZM108 159V160H109ZM179 159V158H178ZM207 159V158H206ZM230 159H227V161L229 160L230 161ZM245 159V160H246ZM162 160V159H161ZM167 160V159H166ZM201 160H203V159H201ZM209 160V161H210ZM242 160H244V159H242ZM30 161V162H29ZM102 161H101V163H102ZM168 161V160H167ZM188 161H190V160H188ZM194 161V160H193ZM194 161V162H195ZM226 161V160H225ZM235 162L236 161H238L237 159L236 160H234ZM233 161V162H234ZM248 161H247V163H248ZM254 161V162H255ZM260 161V160H259ZM3 162V161H2ZM25 162V161H24ZM50 162H51V160H50ZM108 162V161H107ZM179 162V161H178ZM199 162V161H198ZM208 162V161H207ZM212 162V161H211ZM215 162V161H214ZM224 162V161H223ZM234 162V163H235ZM239 162H240V159H239ZM239 162H238V164H239ZM242 162V161H241ZM246 162V161H245ZM253 162V161H252ZM6 163V162H5ZM109 163V162H108ZM170 163V162H169ZM180 163V162H179ZM186 163V162H185ZM213 163V162H212ZM217 163H218V161H217ZM222 162H220V165L222 166V164H221ZM4 164V163H3ZM61 164V163H60ZM171 164V163H170ZM184 164V163H183ZM201 164H203V163H201ZM201 164H199V165H201ZM207 164V163H206ZM205 164V165H206ZM224 164V163H223ZM226 164V163H225ZM224 164V165H225ZM253 164V163H252ZM261 164V163H260ZM10 165H11V163H10ZM100 165V164H99ZM190 165V164H189ZM205 165H203V166H205ZM216 164L214 163V166H215ZM242 165V164H241ZM247 164H245L244 165V167L246 166ZM20 166V165H19ZM191 166V165H190ZM195 166H197V165H195ZM203 166H201L202 167V169H204V167ZM235 166V165H234ZM249 166V165H248ZM97 167V166H96ZM102 167H104L103 165H102ZM175 167V166H174ZM181 167V166H180ZM198 167V166H197ZM200 167V166H199ZM213 167V165L211 164H209V166H207L204 170H202L201 172L203 173V174H205V176H208V175H210V173H211V170L213 169L212 168ZM215 167H219V164L217 165V166H215ZM214 167V169H213V171L215 170V171H219L220 170V168L219 169H216ZM237 167H239V165L238 166H236V167H234L235 169L237 168ZM10 168V167H9ZM87 168H89L88 170H87ZM95 168V167H94ZM93 168V169H94ZM177 168H179L178 167V165H177ZM228 168V167H227ZM230 168V167H229ZM13 169V168H12ZM11 168H10V170H12ZM96 169V168H95ZM242 169V168H241ZM240 169V170H241ZM244 169H246V167L244 168ZM7 170V169H6ZM5 170V171H6ZM79 170V171H80ZM90 170H92V169H90ZM97 170V169H96ZM101 171H102V169H100ZM200 170V169H199ZM229 170V169H228ZM239 170V169H238ZM243 170V169H242ZM248 170V169H247ZM261 170V169H260ZM263 170V169H262ZM8 171V170H7ZM92 171H94V170H92ZM212 171V172H213ZM227 171V170H226ZM230 171V170H229ZM243 171H246V170H243ZM253 171V170H252ZM82 172V171H81ZM91 172V171H90ZM96 172V171H95ZM100 172V171H99ZM231 172H232V169H231ZM241 172V171H240ZM87 173V172H86ZM98 173V172H97ZM155 173V174H156ZM214 173V172H213ZM91 174V173H90ZM146 174H148V175H146ZM212 174V173H211ZM240 174V173H239ZM241 174H242V172H241ZM240 174V175H241ZM243 174H245V173H243ZM21 175V174H20ZM118 175V174H117ZM228 175H229V173H228ZM231 175H233V174H231ZM235 175V174H234ZM262 175H263V173H262ZM119 176V175H118ZM150 176H152V175H150ZM153 176H155V175H153ZM253 176H254V173H253ZM16 177V176H15ZM227 177V176H226ZM231 177V176H230ZM260 177V176H259ZM263 177V176H262ZM14 178V177H13ZM11 179V180H14V179ZM125 178V179H126ZM189 178V177H188ZM233 178V177H232ZM10 180V181H11ZM18 180H19V178H18ZM18 180H17V182H18ZM22 180V179H21ZM246 180V179H245ZM9 181V180H8ZM253 181V180H252ZM258 181H259V179H258ZM24 182H26V180L24 181ZM23 182V183H24ZM152 182H158V180L156 179V178H154V179H152ZM14 183H15V180H14ZM18 183H20V182H18ZM164 183V182H163ZM17 183H15L14 185H16ZM11 186L13 185V184H10ZM240 185V184H239ZM242 185V184H241ZM253 185V184H252ZM170 186V187H171ZM7 187H9L8 186V183H7ZM174 187V186H173ZM240 187H243V186H240ZM251 187V186H250ZM249 187V188H250ZM167 188V187H166ZM248 188V189H249ZM21 189V188H20ZM244 190V189H243ZM254 190V189H253ZM246 192V191H245ZM247 193H249V192H247ZM255 193H256V191H255ZM19 194V193H18ZM241 194V193H240ZM21 195V194H20ZM248 195H250V196H252V199H253V201L251 200L250 202H251V204H253V205H251L252 207H254L255 205H254V203H252V202H254L255 200H257L258 201V199H261V198H259V197H256V196H254V192H250ZM259 196V195H258ZM17 198V197H16ZM19 198V197H18ZM244 198V197H243ZM249 198V197H248ZM247 200V199H246ZM250 200V199H249ZM248 201V200H247ZM263 200H261V202H262ZM235 202V201H234ZM238 203V202H237ZM245 203V202H244ZM249 203V202H248ZM263 203H264V201H263ZM262 203V204H263ZM256 204V203H255ZM261 204V205H262ZM257 205V204H256ZM248 206V205H247ZM263 207L261 208V210L260 211H262L263 212V214H264V204L262 205ZM240 207H242V206H240ZM259 207H261L260 206V204H259ZM110 208V207H109ZM255 208H258V206L257 207H255ZM240 209V208H239ZM244 209V208H243ZM248 209V208H247ZM232 210V209H231ZM249 210V209H248ZM252 210V209H251ZM3 211V210H2ZM255 211V210H254ZM245 212V211H244ZM247 212V211H246ZM257 212V211H256ZM228 213H229V211H228ZM249 213V212H248ZM242 214H244V213H242ZM260 214V213H259ZM229 215V218L232 216H230V213L228 214ZM252 216H254V217H249L248 216V218H247V216H246V218L244 217V216H236L237 218H235L234 217V219H236V220H234V222L233 221H231V222H233L232 223V225L233 226H226V225H217V227L215 228V230L213 229V233L215 234V235H218L219 236V240H220V242L221 243H224L225 245L226 244H228V246H230V245H232V244H234L235 246H237L238 248H241L243 245H245L246 243H244V241L247 239H245V237L247 236V235H249V236H247V237H249L246 241L247 242H249L248 244H250L249 246H248V244H246L247 245V247H248V252H247V254L251 251V250H253V254H254V252L255 251H257V252H255L256 254L257 253H259L260 252V254H258V255H262V253L264 254V250H262V248H259L261 245H263L264 246V219H260L259 218V216H258V218L257 217H255V215H256V213H255V215H253V214H251ZM32 216V215H31ZM261 217V216H260ZM263 218H264V216H262ZM12 219V218H11ZM1 221V220H0ZM12 221V220H11ZM228 221V220H227ZM231 222H229V223H231ZM8 223V222H7ZM38 224V223H37ZM11 225V224H10ZM34 225V224H33ZM8 226V224H4L3 225V227L2 226H0V227H2V228H0V233L2 234L3 233V231L4 232H7V231H5V228ZM254 226V227H253ZM36 228H37V226H36ZM39 230V229H38ZM28 231H30V230H28ZM32 231V230H31ZM35 232V231H34ZM40 233V232H39ZM210 233V232H209ZM212 233V232H211ZM248 233V234H247ZM210 236H211V234H209ZM212 238H213V236H211ZM210 237V238H211ZM215 240H218V238L216 239V238H214ZM212 240V239H211ZM214 240V241H215ZM216 242V241H215ZM219 242V241H218ZM217 242V243H218ZM220 242L218 243L219 245H220ZM216 244V243H215ZM217 244V245H218ZM223 246V244H221V246H219V247H222ZM227 246V245H226ZM233 246V245H232ZM234 246V247H235ZM236 247V248H237ZM246 246H244V248H245ZM243 247L241 248L242 249V252H243V249H244ZM263 249H264V247H263ZM167 250V252L169 251V249H166ZM166 250H164V253H163V251H162V253L164 254L163 255V257H161V258H164L163 260L164 261H162L161 260V258H159L161 261L160 262H163L162 264H173V262H174V260L172 259L173 257H172V254L171 255H166V253H165V251ZM171 250V249H170ZM199 251V249H196V252L198 253V251ZM250 250V251H249ZM172 251V250H171ZM170 251V252H171ZM195 251V250H194ZM193 251V252H194ZM246 251H247V248H246ZM246 251H244V252H246ZM259 251V252H258ZM170 252H168L167 254H169ZM195 252V253H196ZM161 253V254H162ZM248 254V256H250V255H253V254ZM236 254V253H235ZM234 254V255H235ZM244 254H246V253H244ZM244 254H242L241 253V256L243 255V256H246L247 258H248V256H247V254L246 255H244ZM173 255H175V254H173ZM233 255V256H234ZM240 255V254H239ZM168 256V257H167ZM233 256H232V258H233ZM91 257H93V256H91ZM226 257H228V256H226ZM231 257V256H230ZM246 257H244L245 259H246ZM251 258H252V256H250ZM249 257V258H250ZM264 257V256H263ZM82 258H83V256H82ZM234 258H235V260H234ZM233 258V260L235 261V262H239V261H237L236 260V257H234ZM241 258H243V257H241ZM240 258V259H241ZM243 258V259H244ZM88 259V258H87ZM101 259L102 258H100V261H101ZM226 259V258H225ZM224 259V260H225ZM229 257L226 259L228 262H230L229 261ZM260 259V258H259ZM49 260V259H48ZM81 260V259H80ZM89 260H90V258H89ZM88 260V261H89ZM150 260V259H149ZM152 260H154V259H152ZM223 261V259H220L219 261ZM249 262H250V260L249 259H247ZM256 260V259H255ZM261 260V259H260ZM39 261H41V260H39ZM44 261V260H43ZM95 261H96V259H95ZM221 261V263H223V262H225V261H223L222 262ZM231 261H232V259H231ZM233 261V262H234ZM217 261H215V264H218V262L216 263ZM233 262L231 263V264H233ZM253 262V261H252ZM73 263V262H72ZM99 263V262H98ZM101 263H102V261H101ZM100 263V264H101ZM157 263H158V261H157ZM220 263V262H219ZM220 263V264H221ZM227 263V262H226ZM255 263V261L253 262V264ZM262 263V262H261ZM261 263H259V262H257V264H261ZM41 264H45V263H41ZM87 264V263H86ZM90 264V263H89ZM175 264V263H174ZM236 264V263H235ZM263 264V263H262Z\"/></svg>",
  "mask_w": 264,
  "mask_h": 264
}]
</instances>
